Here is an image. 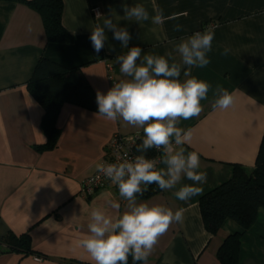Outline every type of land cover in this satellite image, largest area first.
<instances>
[{
    "label": "crops",
    "instance_id": "1",
    "mask_svg": "<svg viewBox=\"0 0 264 264\" xmlns=\"http://www.w3.org/2000/svg\"><path fill=\"white\" fill-rule=\"evenodd\" d=\"M61 20L72 34L70 43H47L43 21L37 10L24 2L0 0V264H70L75 260L94 264L79 241L89 235L91 211L98 209L113 220L129 211V202L119 195L111 182L90 195L81 194L82 180L96 170L105 154L107 142L115 132L129 134L143 129L122 119L109 121L97 111L64 102L57 114L60 128L57 144L51 149H37L46 137L41 128L42 108L29 93L26 83L41 55L64 65L80 66L95 92L107 93L113 79L125 77L116 57L138 46L145 55H164L171 65L181 66L184 80L196 77L211 85L208 99L201 101L197 117L178 120L176 127L191 130V144L176 145L200 157L199 171L207 179L203 193L231 174L232 163L250 170L264 130V0H62ZM142 4L149 20L124 19L122 6ZM160 9L165 19L152 23ZM102 17L97 18L96 13ZM111 16L118 27L127 28L131 39L127 48L108 40L97 54L89 39L91 30ZM181 25L180 31L174 25ZM214 32L210 64L204 68L184 65L177 45L193 33ZM109 45L114 51H109ZM227 56L221 55L224 48ZM185 71L189 72L185 76ZM217 87L235 96L226 110L213 107ZM174 139V138H173ZM163 156L156 170H167ZM167 179V177H165ZM192 185L183 173L172 188L137 196L136 203L160 205L175 212L184 208L183 223L173 222L159 237L148 264H222L216 251L230 233L240 232L237 264H264V205L248 228L226 217L215 234L203 225L199 196L188 201L175 197L183 185ZM120 205L114 208L113 203ZM27 233L34 252L7 249L6 234Z\"/></svg>",
    "mask_w": 264,
    "mask_h": 264
},
{
    "label": "clouds",
    "instance_id": "2",
    "mask_svg": "<svg viewBox=\"0 0 264 264\" xmlns=\"http://www.w3.org/2000/svg\"><path fill=\"white\" fill-rule=\"evenodd\" d=\"M122 7L126 20H149V12L142 4L131 8ZM96 16L102 17L99 12ZM178 18L175 14L165 16L163 9H160L151 20L158 25L165 19ZM106 29L113 33V39L127 48L131 39L127 28L118 27L111 16H103V23L97 24L89 37L97 54L104 49L108 40ZM181 29V25H174L175 31ZM213 40L212 30L197 31L181 40L177 51L182 63L189 68L209 65L211 61L208 53L212 51ZM108 47L109 51H114L112 45ZM229 52L230 49L225 47L221 55L227 56ZM140 57L141 48L138 46L116 57L121 73L131 79L114 83L106 94L99 90L96 92L97 115L113 122L122 119L128 125L142 128L144 139L138 150L163 147V163L167 165V170H156V162L144 155H137L134 160L96 165V170L104 173L118 187L119 195L129 202L130 210L115 220L98 209L91 211L92 222L88 224L90 234L84 236L79 244L94 264H128L130 256L132 264H148L159 237L167 232L173 222L183 223L185 209L173 212L160 205L137 204V194L143 195L148 190L147 186L153 183L161 190L172 188L183 173L193 184L180 187L175 197L180 201H188L203 194V189L194 185L203 184L207 179L206 172L199 171L200 157L196 151L185 154L181 148L174 152L172 145L173 142L176 145L191 144V130L176 127V122L199 116L201 101L208 99L211 85L196 77L183 82L176 79L181 75V66L175 62L170 65L164 55H145L143 62L138 65ZM184 75L188 76L189 72L185 71ZM214 95L217 96L213 102L214 108L226 110L235 102V96L226 89L217 87ZM112 206L116 209L120 207L115 202Z\"/></svg>",
    "mask_w": 264,
    "mask_h": 264
},
{
    "label": "trees",
    "instance_id": "3",
    "mask_svg": "<svg viewBox=\"0 0 264 264\" xmlns=\"http://www.w3.org/2000/svg\"><path fill=\"white\" fill-rule=\"evenodd\" d=\"M24 2L39 12L47 43H70L72 34L64 27L61 15L62 0H8ZM33 98L42 108L41 128L46 137L37 149H51L57 144L60 128L56 124L57 114L64 102L74 103L98 112L96 92L83 75L80 66H64L49 57L41 55L26 83ZM143 140L136 147V152L146 158L158 151L152 147L138 150ZM163 149V147H162ZM163 152L161 156H163ZM231 174L198 198L201 218L205 229L215 234L222 221L230 217L243 228H248L256 218L257 209L264 205V130L257 148L254 166L248 170L239 163H232ZM143 188L144 185H141ZM148 190L137 196L148 197L159 190L155 183L147 186ZM240 232L228 234L219 245L216 255L222 264H237L240 244ZM2 240L7 249L34 252L29 235L7 233ZM70 264H87L70 260ZM128 264H132L131 256Z\"/></svg>",
    "mask_w": 264,
    "mask_h": 264
},
{
    "label": "built area",
    "instance_id": "4",
    "mask_svg": "<svg viewBox=\"0 0 264 264\" xmlns=\"http://www.w3.org/2000/svg\"><path fill=\"white\" fill-rule=\"evenodd\" d=\"M106 66L109 79L111 80L112 86H114L115 81L113 79L112 73L110 72L111 64L106 61ZM143 139V136L139 132L129 134H123L119 132L113 133L107 142L105 154L100 164L107 165L109 163H119L125 159L134 160L137 155H140L136 152V147ZM156 150L158 152L150 156L149 159L154 160L157 167L162 158L161 153L163 149L161 147L160 149ZM109 182H111L110 179L107 178L104 173L95 170L92 174L88 175L82 180L80 192L81 194L88 196L96 189L104 187Z\"/></svg>",
    "mask_w": 264,
    "mask_h": 264
}]
</instances>
